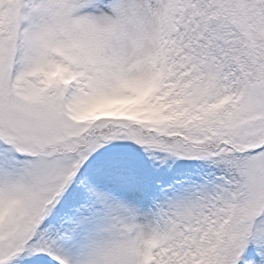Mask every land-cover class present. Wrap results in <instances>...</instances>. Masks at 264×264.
Returning <instances> with one entry per match:
<instances>
[{
	"label": "snow or ice",
	"instance_id": "1",
	"mask_svg": "<svg viewBox=\"0 0 264 264\" xmlns=\"http://www.w3.org/2000/svg\"><path fill=\"white\" fill-rule=\"evenodd\" d=\"M0 264H264V0H0Z\"/></svg>",
	"mask_w": 264,
	"mask_h": 264
}]
</instances>
